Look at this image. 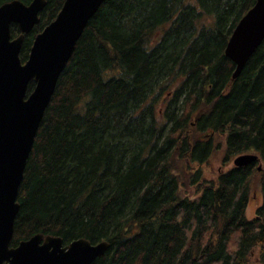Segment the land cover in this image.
I'll use <instances>...</instances> for the list:
<instances>
[{"label":"trees","instance_id":"obj_1","mask_svg":"<svg viewBox=\"0 0 264 264\" xmlns=\"http://www.w3.org/2000/svg\"><path fill=\"white\" fill-rule=\"evenodd\" d=\"M64 1L47 0L25 35L23 61ZM255 2L105 0L39 126L11 245L39 233L108 241L92 264H250L258 248L264 264V40L235 79L225 53ZM163 93L170 95L165 123L150 101ZM217 134L226 160L254 151L262 169L233 166L206 180L198 197L182 196L181 159L205 163ZM254 174L263 201L250 220Z\"/></svg>","mask_w":264,"mask_h":264},{"label":"water","instance_id":"obj_2","mask_svg":"<svg viewBox=\"0 0 264 264\" xmlns=\"http://www.w3.org/2000/svg\"><path fill=\"white\" fill-rule=\"evenodd\" d=\"M104 1L65 0L56 18L36 35L25 62L20 57L25 35L40 22L47 0L0 5V264H92L110 246L106 240L92 243L85 238L65 244L60 236L39 233L11 247L20 188L39 126L80 37ZM13 24L20 29L17 37L12 35ZM263 40L264 0H256L225 49L236 65L234 79ZM31 81L35 87L28 94ZM259 158L244 153L234 164L246 166Z\"/></svg>","mask_w":264,"mask_h":264},{"label":"rangeland","instance_id":"obj_3","mask_svg":"<svg viewBox=\"0 0 264 264\" xmlns=\"http://www.w3.org/2000/svg\"><path fill=\"white\" fill-rule=\"evenodd\" d=\"M190 1L192 2L195 0ZM204 20L206 23H209L211 21V18L205 17ZM165 93H163L156 99H151V101L154 102V110L156 111V116L161 123H165L167 121V101L168 99H170V95H165ZM193 118L194 116L192 117V119ZM225 150L226 145L224 134H217L215 136V150L205 163L188 165L186 160L181 159V162L184 164V166L181 170L178 171V176L180 177V192L182 196L189 197L191 199L198 197L201 193L200 190L204 186L206 180H216L221 172H225L233 167L234 159L237 156H232L231 158L226 160ZM197 169L201 170L200 178L196 177L194 174ZM194 180L199 181V183L195 182ZM259 181L260 176L258 174H254L250 186V200L246 211V216L250 220L254 219L256 209L262 204L263 201V195ZM257 252L258 248H256L254 252L255 255H253L250 259V264H261L256 255Z\"/></svg>","mask_w":264,"mask_h":264},{"label":"bare ground","instance_id":"obj_4","mask_svg":"<svg viewBox=\"0 0 264 264\" xmlns=\"http://www.w3.org/2000/svg\"><path fill=\"white\" fill-rule=\"evenodd\" d=\"M229 41V40H228ZM152 99V98H151ZM151 99H150V101H151Z\"/></svg>","mask_w":264,"mask_h":264}]
</instances>
